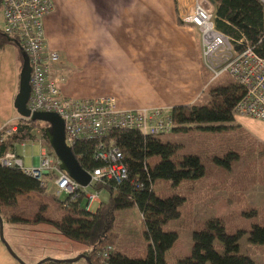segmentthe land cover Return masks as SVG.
<instances>
[{
    "label": "trees",
    "instance_id": "obj_1",
    "mask_svg": "<svg viewBox=\"0 0 264 264\" xmlns=\"http://www.w3.org/2000/svg\"><path fill=\"white\" fill-rule=\"evenodd\" d=\"M175 7L177 0H172ZM215 26L230 37L236 47L240 40L264 58V0H213ZM1 5V0H0ZM13 45L18 51L19 71L22 66L21 45L5 36L0 30V49ZM205 103L175 106L170 110L173 133L197 131L202 134H218L238 129L232 114L233 108L243 95L241 87L232 81L219 85L206 92ZM14 127L16 130L9 136L4 131ZM49 126L42 122H32L19 118L11 125L0 130V159L17 145L40 140L50 155H54L46 138L45 131ZM39 130L37 139L35 131ZM101 148L114 147L121 153V162L127 170V177L121 183L101 181L92 186V190L107 194L92 213L86 209L84 195L77 198L68 196L59 203L65 211L59 220L48 219L43 212L48 210L43 197L47 196V187L34 178L27 176L17 167H4L0 163V217L10 223H47L67 239L89 247L83 255L89 257L92 264H101L98 254L111 248L105 264H171L167 252L178 240L175 232L164 231V226L181 216L180 208L186 199L179 195L160 199L153 192L155 180L162 179L177 187L183 181H197L206 173L205 166L197 155L177 156L180 145L162 142L158 136H144L137 130H113L100 140L82 139L72 147V153L80 167L93 172L103 166L95 159V152ZM234 155L232 153L228 156ZM157 157L158 163L148 165V159ZM213 160L223 163L230 169L229 158L224 162L214 157ZM82 193V191H81ZM56 197L50 194L49 197ZM24 207V211L18 208ZM135 207L144 224V238L148 242L147 255L143 259L128 258L111 246L114 240L112 233L115 213ZM27 210L32 211L28 215ZM255 215V211H251ZM200 230L192 232L190 255L172 264H254L248 257L239 254V240L244 233L237 231L228 234L221 218L212 216ZM222 244L223 252L214 249V241ZM248 241L255 245H264V226L253 225L248 232ZM43 264H68L46 262Z\"/></svg>",
    "mask_w": 264,
    "mask_h": 264
},
{
    "label": "rangeland",
    "instance_id": "obj_2",
    "mask_svg": "<svg viewBox=\"0 0 264 264\" xmlns=\"http://www.w3.org/2000/svg\"><path fill=\"white\" fill-rule=\"evenodd\" d=\"M161 5H166V0H161ZM168 5L173 7L172 9L180 22L179 9L182 5L179 8L177 6V9L172 1H169ZM61 9H64L63 6ZM58 13L61 16V13ZM179 22L177 21L178 25ZM2 24L0 19V29H2ZM168 24L175 26L174 19ZM69 36L72 37V33L71 35L67 34V37ZM170 36L172 35L169 32L163 36L161 47L163 70L167 69V62L164 61L166 56L170 58L168 60L172 66L171 70L162 73L161 79L157 78L163 89L176 90V95L180 98L189 99L192 104H199L206 102L208 90L231 82L225 75L212 80L211 75L205 72L201 66L199 72L205 80L199 92L198 90L195 91L191 97L183 94L181 96L179 88L186 87L185 84L194 81V77L191 68H182L184 65L190 67V63L178 62L173 57L174 52L180 51L182 48L174 41L172 44ZM65 39L68 38L61 36V43ZM146 55L148 57L149 53L147 52ZM17 58L18 51L15 46L7 45L0 49V120L6 117L8 112L14 110V100L11 99L10 91L14 81L13 69L18 62ZM235 125L238 126V129L218 134L189 131L188 133L170 132L158 136L162 142L180 145L177 151L178 157L184 155L199 156L206 169L203 178L197 181H183L177 187L170 186L168 181L162 179L155 180L153 184V192L160 199L169 198L173 195H179L186 199L180 208L181 216L164 226V231L175 232L178 235V240L166 254V258L171 264L190 255L192 232L200 230L203 223L212 216L221 218L228 234L243 231L244 233L239 240V254L250 257L254 264H264V245H255L248 241V232L253 225L264 226V146L257 142L258 139L249 138V135L252 136V134L259 132L258 128L261 124L251 119L236 118ZM35 134L37 139L40 138L39 130H36ZM38 141L43 146L40 140L27 142L24 147L20 144L16 146L17 154L23 158L24 166L27 168L34 166L32 160L38 157L40 153ZM45 150L47 151L46 148ZM230 153L234 155L228 156ZM214 157L220 158L223 162L229 158L230 169H226L223 163H216L213 160ZM158 161L159 158L153 157L149 158L147 162L150 167H153ZM51 187L49 184L47 188L48 197H43L49 206L48 210L43 212V216L48 219L59 220L65 213L60 208L59 203L66 201L68 195L63 193L56 197H49L50 194H55ZM86 192L92 193L94 191L87 188ZM106 199L107 194L104 191L99 192L98 201L91 207L92 213ZM25 206L27 205L18 208L19 211H24ZM251 211H255V215H252ZM27 212L28 215L32 214L30 210ZM4 216H2L3 237L13 255L0 240V264H31L34 260L40 259L36 261L35 264H37L46 258L69 260L83 255L89 250L88 246L67 239L47 223L38 221L37 223L14 224L8 222ZM144 231V224L135 207L117 211L112 229L115 237L110 244L128 258L143 259L147 255L148 246V242L144 238ZM213 246L218 253L223 252L222 244L219 241L215 240ZM43 256L46 257L43 258ZM74 264L87 263L80 259Z\"/></svg>",
    "mask_w": 264,
    "mask_h": 264
},
{
    "label": "built area",
    "instance_id": "obj_3",
    "mask_svg": "<svg viewBox=\"0 0 264 264\" xmlns=\"http://www.w3.org/2000/svg\"><path fill=\"white\" fill-rule=\"evenodd\" d=\"M180 2V20L199 34L202 65L206 72L212 80L225 75L243 90L232 111L234 118H249L264 123V58L241 40L237 42L241 47H236L230 37L216 28L211 0ZM54 10L53 0H1L0 19L3 24L0 30L21 45L29 60L30 97L27 109L30 113L58 115L64 122L65 143L71 149L82 139L101 141L113 130H137L144 136L153 137L170 133L173 127L170 110L161 107L123 110L118 108L116 99L111 96L72 99L63 94L62 79L53 72L60 62V55L49 48L44 26L45 19ZM15 130L14 127L7 128L4 136L11 135ZM26 143L20 145L24 147ZM38 144L41 156L36 165L25 167L16 147L7 152L0 163L4 167L19 168L47 188L50 184L57 196L64 193L74 199L84 195L86 209L90 210L98 201V193H87V188L75 184L59 169L57 158L50 155L40 142ZM98 147L95 159L103 166L88 172L91 175L88 188L101 181L121 183L127 177L121 153L112 146ZM110 252L111 248L107 247L98 254L101 264H105Z\"/></svg>",
    "mask_w": 264,
    "mask_h": 264
},
{
    "label": "crops",
    "instance_id": "obj_4",
    "mask_svg": "<svg viewBox=\"0 0 264 264\" xmlns=\"http://www.w3.org/2000/svg\"><path fill=\"white\" fill-rule=\"evenodd\" d=\"M53 1L55 10L45 19L44 26L49 48L60 55V62L53 72L62 79L66 97L96 99L111 96L123 110L145 107L171 110L175 106L192 104L191 100L177 96L176 90L163 89L157 80L172 67L167 56L164 57L167 69L162 67L161 47L163 36L168 32L172 35V44L174 41L182 48L175 51L173 57L178 62L190 63V67L184 65L182 68H191L193 72L194 81L179 88L181 96L191 97L195 91L199 92L205 80L199 72L201 66L206 72L202 65L199 34L191 26L181 20L179 22L173 7L168 5L172 0H166L164 6L161 0ZM179 2L177 0L178 7L181 5ZM62 6L64 9L60 10ZM172 19L175 26L168 24ZM71 33L72 37H67ZM61 36L68 39L61 43ZM18 67L17 62L10 91L12 100L18 92ZM18 120L15 109L8 112L0 120V130ZM255 122L261 124L259 132L252 136L248 134L249 138L258 139L257 142L264 146V123ZM15 150L17 152V148ZM40 156L41 151L38 157L33 158V165L37 164Z\"/></svg>",
    "mask_w": 264,
    "mask_h": 264
},
{
    "label": "water",
    "instance_id": "obj_5",
    "mask_svg": "<svg viewBox=\"0 0 264 264\" xmlns=\"http://www.w3.org/2000/svg\"><path fill=\"white\" fill-rule=\"evenodd\" d=\"M211 3L214 5L213 0H211ZM29 77V60L28 57L23 54L22 66L19 73L18 92L13 101V107L16 113L21 119L30 120L32 122H42L49 126V128L45 131V135L54 156L59 161V169L67 174L68 177L81 188H88L91 184V175L80 167L72 153V149L66 145L63 120L54 113H30L27 109V102L30 97ZM0 240L5 245V248L13 255L10 247L7 245L3 237V221L1 217ZM80 259H83L87 264H92L89 257L86 255H79L76 258L69 260H54L46 258L39 261L37 264H43L50 261L74 264Z\"/></svg>",
    "mask_w": 264,
    "mask_h": 264
}]
</instances>
